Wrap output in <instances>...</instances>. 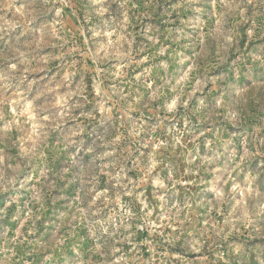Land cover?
<instances>
[{
	"label": "rangeland",
	"instance_id": "1",
	"mask_svg": "<svg viewBox=\"0 0 264 264\" xmlns=\"http://www.w3.org/2000/svg\"><path fill=\"white\" fill-rule=\"evenodd\" d=\"M0 264H264V0H0Z\"/></svg>",
	"mask_w": 264,
	"mask_h": 264
},
{
	"label": "clouds",
	"instance_id": "2",
	"mask_svg": "<svg viewBox=\"0 0 264 264\" xmlns=\"http://www.w3.org/2000/svg\"><path fill=\"white\" fill-rule=\"evenodd\" d=\"M175 106H176L175 101H173L172 104L167 105V110H168V111H173L174 108H175ZM161 186H163V185H161Z\"/></svg>",
	"mask_w": 264,
	"mask_h": 264
}]
</instances>
